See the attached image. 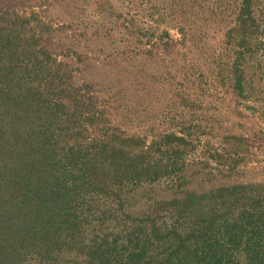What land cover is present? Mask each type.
Segmentation results:
<instances>
[{"label":"trees","instance_id":"1","mask_svg":"<svg viewBox=\"0 0 264 264\" xmlns=\"http://www.w3.org/2000/svg\"><path fill=\"white\" fill-rule=\"evenodd\" d=\"M0 264H264V0H0Z\"/></svg>","mask_w":264,"mask_h":264},{"label":"rangeland","instance_id":"2","mask_svg":"<svg viewBox=\"0 0 264 264\" xmlns=\"http://www.w3.org/2000/svg\"><path fill=\"white\" fill-rule=\"evenodd\" d=\"M53 14H56V15H62V14L59 12V10H55V11L53 12ZM62 16H63V15H62ZM171 33L174 35L175 38H178V37H179L178 34H177L176 32L172 31Z\"/></svg>","mask_w":264,"mask_h":264}]
</instances>
